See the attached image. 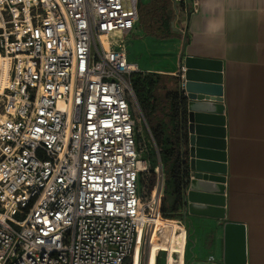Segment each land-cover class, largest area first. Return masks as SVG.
I'll return each mask as SVG.
<instances>
[{
	"label": "built area",
	"instance_id": "obj_1",
	"mask_svg": "<svg viewBox=\"0 0 264 264\" xmlns=\"http://www.w3.org/2000/svg\"><path fill=\"white\" fill-rule=\"evenodd\" d=\"M139 4L0 0V264H126L157 230L166 172L158 152L145 200L127 50ZM186 241L155 264H184Z\"/></svg>",
	"mask_w": 264,
	"mask_h": 264
},
{
	"label": "crops",
	"instance_id": "obj_2",
	"mask_svg": "<svg viewBox=\"0 0 264 264\" xmlns=\"http://www.w3.org/2000/svg\"><path fill=\"white\" fill-rule=\"evenodd\" d=\"M172 1L171 27L180 37L146 36L138 21L127 39V50L129 61L142 73L178 76L187 56L222 66L224 192H205L212 184L203 180L197 187H187L184 204L192 217V252L200 249L192 258L195 264H224V227L231 222L245 227V264H264V0ZM163 97L166 100V94ZM160 119L167 123L165 116ZM218 197L224 201L221 218L211 214ZM217 219L223 220L222 226L215 227ZM184 234L185 228L177 242Z\"/></svg>",
	"mask_w": 264,
	"mask_h": 264
},
{
	"label": "water",
	"instance_id": "obj_3",
	"mask_svg": "<svg viewBox=\"0 0 264 264\" xmlns=\"http://www.w3.org/2000/svg\"><path fill=\"white\" fill-rule=\"evenodd\" d=\"M221 71L220 62L192 56L181 61L177 76L179 108L170 118L169 127L184 177L185 203L188 202L187 187H197L201 180L212 184V188L203 189L205 192H224V178L221 176L226 172V133ZM185 211L187 213L189 208L186 207ZM224 236V264H245V227L228 222Z\"/></svg>",
	"mask_w": 264,
	"mask_h": 264
},
{
	"label": "trees",
	"instance_id": "obj_4",
	"mask_svg": "<svg viewBox=\"0 0 264 264\" xmlns=\"http://www.w3.org/2000/svg\"><path fill=\"white\" fill-rule=\"evenodd\" d=\"M173 17L174 8L172 0H149L148 2H140L139 4L140 27L146 36L158 39L179 38V34L173 32L171 27ZM177 80V76L158 73L138 72L133 74L132 77L137 101L142 109L145 120L151 128V136L160 154L165 172L172 173L175 179L177 195L175 209L184 200V177L177 155L175 139L169 127L170 118L176 115L179 108ZM165 94L167 96L166 100L163 97ZM164 102L166 107H164ZM160 115L167 118L166 124L160 119ZM166 132H168V135H166ZM137 139L139 142L141 141L138 133ZM171 146L174 147L171 148ZM139 147L141 150L140 145ZM162 212L165 217L162 216L161 219L174 220L173 216L167 215L165 207L162 208ZM130 262L131 257L128 264Z\"/></svg>",
	"mask_w": 264,
	"mask_h": 264
},
{
	"label": "rangeland",
	"instance_id": "obj_5",
	"mask_svg": "<svg viewBox=\"0 0 264 264\" xmlns=\"http://www.w3.org/2000/svg\"><path fill=\"white\" fill-rule=\"evenodd\" d=\"M181 24H182V19L179 21L178 25L181 26ZM0 99H1V95H0ZM1 105H2V101L0 100V109H1ZM133 109H134V115L137 119V133L139 134V138L141 140L140 142L138 140V144L142 148L140 152H141L142 157L148 161L147 164L149 167V172L142 173L141 178H140V184H139V190L142 193L144 199L147 200L150 197L151 188L153 185L152 175L154 172V168L159 160V154H158L156 145L154 143V140L152 139V136H151V128L149 127L147 121L145 120L143 116V112H142V109L139 103L138 105H135ZM165 184H166L165 196H164L162 205L163 207H165V210L167 211L168 216H173L174 221L180 220L183 222L182 224L181 223L180 224L183 227L186 226L187 241H186V247H185V264H195L192 258V253L194 252L195 255H198L200 249L197 246V248L195 247L192 252V237L191 236L193 235V227H192V224L190 223V220L192 217L185 211L184 200L175 209V206L177 204V195H176L175 179L172 173L170 172L166 173ZM209 219L216 220V218H212V217H209ZM161 220L163 219H160V221ZM160 221H157V224ZM214 224H215V227L222 226L223 220L217 219V222H215ZM167 236L168 234H166L165 232L160 233L158 228L156 231H152L149 237L144 236V239L142 241V247H141V255H140L141 264H147L146 262L147 256L149 257L148 262L151 259L154 260L153 258L154 251H157L159 248H164L165 239H167ZM164 255H165L164 253L160 254L161 256L160 264H165ZM133 256L134 255L131 256L132 263H133ZM129 258L126 261V264L129 263Z\"/></svg>",
	"mask_w": 264,
	"mask_h": 264
},
{
	"label": "bare ground",
	"instance_id": "obj_6",
	"mask_svg": "<svg viewBox=\"0 0 264 264\" xmlns=\"http://www.w3.org/2000/svg\"><path fill=\"white\" fill-rule=\"evenodd\" d=\"M9 67H10V59L7 56H0V93L2 92V90L4 89L5 85L7 84V81L9 79ZM0 116H1V112H0ZM140 167L142 170L146 169V164L144 162L140 163ZM218 186V185H217ZM218 207L214 209V211H211L212 215H216L217 217L221 218L223 217V198L222 197H218ZM210 214V215H211ZM160 231V233L165 232L166 234H168L167 239H165V245H164V249H167L170 253L171 252H177L180 253L182 252V242H183V236H181V239L178 240L177 242V237H176V230L178 228H181V230H183V228H185L186 230V226L183 227L182 225H180L179 223L175 222L174 220H161L158 223V227H157ZM179 246V250L176 251V246ZM141 247H142V239L140 238L137 244V248L134 252V256H133V263L132 264H140L141 263ZM157 251H154L153 254V259H151L149 262V257L147 258V264H155V255H156ZM150 256V255H149ZM169 264H174L172 261H170Z\"/></svg>",
	"mask_w": 264,
	"mask_h": 264
}]
</instances>
